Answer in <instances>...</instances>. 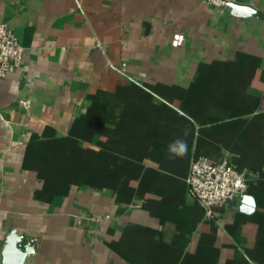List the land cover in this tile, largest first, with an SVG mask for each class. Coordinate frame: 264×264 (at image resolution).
Masks as SVG:
<instances>
[{
	"label": "crops",
	"instance_id": "1",
	"mask_svg": "<svg viewBox=\"0 0 264 264\" xmlns=\"http://www.w3.org/2000/svg\"><path fill=\"white\" fill-rule=\"evenodd\" d=\"M0 20L26 51L0 81V259L15 231L24 264H264V0L226 11L204 0H0ZM195 82L196 119L179 98L136 96ZM95 103L107 119L97 150L142 157L146 179L42 197L25 167L32 137H69ZM227 155L256 207L207 217L190 165Z\"/></svg>",
	"mask_w": 264,
	"mask_h": 264
},
{
	"label": "trees",
	"instance_id": "2",
	"mask_svg": "<svg viewBox=\"0 0 264 264\" xmlns=\"http://www.w3.org/2000/svg\"><path fill=\"white\" fill-rule=\"evenodd\" d=\"M177 91L178 93L169 95L158 88L152 90L153 94L138 89L136 96L137 99L152 100L156 98L155 94L162 98H179L184 102L182 109L185 114L196 119V82L188 90ZM102 109V105L95 103L87 116L74 122L69 137L47 138L45 133L42 140L37 136L32 137L27 147L25 167L34 169L44 182V190L40 193L42 197L46 194L51 200L55 196L66 195L72 186L114 188L120 179H123L127 186L134 188L137 180H140L139 186L143 184L146 173H143V168L138 164L142 157L137 156L138 159L134 160V156H126V160L120 163L119 156L114 155L115 150L105 148L107 146L103 143L100 144L103 149L97 150L95 136L98 132L105 131L107 122L106 117L102 115ZM80 141L90 142L92 147L83 148ZM233 162L236 168L243 172L234 159ZM250 191L249 183L247 193ZM260 213H264V210Z\"/></svg>",
	"mask_w": 264,
	"mask_h": 264
},
{
	"label": "built area",
	"instance_id": "3",
	"mask_svg": "<svg viewBox=\"0 0 264 264\" xmlns=\"http://www.w3.org/2000/svg\"><path fill=\"white\" fill-rule=\"evenodd\" d=\"M244 0H204L220 11H226ZM25 48L9 25L0 20V81L16 72L24 58ZM187 184L191 196L204 209L207 217L216 214V208L238 203L249 190L247 175L239 171L232 156L213 161L206 156L194 158L191 162Z\"/></svg>",
	"mask_w": 264,
	"mask_h": 264
},
{
	"label": "water",
	"instance_id": "4",
	"mask_svg": "<svg viewBox=\"0 0 264 264\" xmlns=\"http://www.w3.org/2000/svg\"><path fill=\"white\" fill-rule=\"evenodd\" d=\"M240 210L245 213H252L255 210L256 202L254 198L250 195H242L239 198ZM19 241V236L15 231L11 232L5 242L4 248L1 253L0 264H24L26 259V253L19 251L17 247V242Z\"/></svg>",
	"mask_w": 264,
	"mask_h": 264
}]
</instances>
